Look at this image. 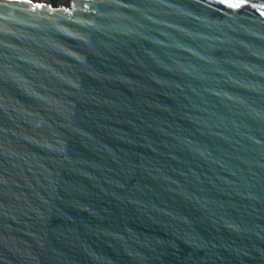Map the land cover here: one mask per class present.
<instances>
[{
  "label": "water",
  "instance_id": "water-1",
  "mask_svg": "<svg viewBox=\"0 0 264 264\" xmlns=\"http://www.w3.org/2000/svg\"><path fill=\"white\" fill-rule=\"evenodd\" d=\"M0 264H264V0H0Z\"/></svg>",
  "mask_w": 264,
  "mask_h": 264
},
{
  "label": "rangeland",
  "instance_id": "rangeland-1",
  "mask_svg": "<svg viewBox=\"0 0 264 264\" xmlns=\"http://www.w3.org/2000/svg\"><path fill=\"white\" fill-rule=\"evenodd\" d=\"M54 5H57V2L65 1V0H51Z\"/></svg>",
  "mask_w": 264,
  "mask_h": 264
},
{
  "label": "snow or ice",
  "instance_id": "snow-or-ice-1",
  "mask_svg": "<svg viewBox=\"0 0 264 264\" xmlns=\"http://www.w3.org/2000/svg\"><path fill=\"white\" fill-rule=\"evenodd\" d=\"M232 7H239V5L238 4H233V5H231Z\"/></svg>",
  "mask_w": 264,
  "mask_h": 264
}]
</instances>
